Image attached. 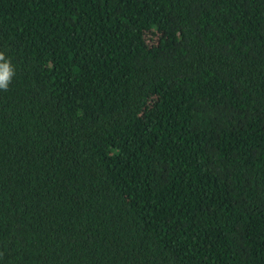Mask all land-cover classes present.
Returning <instances> with one entry per match:
<instances>
[{"label":"trees","instance_id":"1","mask_svg":"<svg viewBox=\"0 0 264 264\" xmlns=\"http://www.w3.org/2000/svg\"><path fill=\"white\" fill-rule=\"evenodd\" d=\"M0 264H264V0H0Z\"/></svg>","mask_w":264,"mask_h":264},{"label":"clouds","instance_id":"2","mask_svg":"<svg viewBox=\"0 0 264 264\" xmlns=\"http://www.w3.org/2000/svg\"><path fill=\"white\" fill-rule=\"evenodd\" d=\"M15 69L10 60L5 59L3 52H0V90L7 91L15 76Z\"/></svg>","mask_w":264,"mask_h":264}]
</instances>
